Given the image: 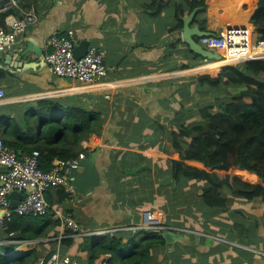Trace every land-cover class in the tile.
I'll return each mask as SVG.
<instances>
[{"label": "crops", "instance_id": "0c3cea01", "mask_svg": "<svg viewBox=\"0 0 264 264\" xmlns=\"http://www.w3.org/2000/svg\"><path fill=\"white\" fill-rule=\"evenodd\" d=\"M151 1L31 0V4L38 12L39 21L14 45L13 51L29 42L32 47L42 49L44 54V46L52 33L71 28L75 31L78 42L87 40L89 44L106 50L107 80L116 85L102 92H90L92 93L90 95H100V97L91 96L83 100L85 108L95 106L104 120L100 135H94L81 143V147L89 146L88 150H83L85 155L98 150L95 161V168L99 174L98 184L89 194L76 190L73 201L66 199L57 206L63 216L70 215L68 210H71L75 218L81 219L82 216H86L87 220L83 218L82 220H85L88 227L93 225L100 227L113 223L127 224L125 221L137 223L132 220L133 217L135 219L133 212L127 210L119 212L120 207L114 206V200L108 199L111 187L108 183L114 180L126 192L130 188V184L127 185L128 181L141 186L134 191L148 192L139 180L136 181L137 175H127L126 158L119 152L127 150L145 155L146 150L150 149L148 144L150 140L148 135L152 130L150 125L157 122L167 124L168 121H172V110L174 105L177 106L175 101L181 102V96L173 93L177 89L175 85H182L183 82L187 84L189 73H203L199 70L189 71L200 64L184 68L190 61L192 62L191 56L194 53L190 52L180 40V30L171 31V28L177 24V5H181L184 9V16L189 14L186 0H158L161 3L159 9L151 8ZM205 3V30L220 33L230 21L236 22L239 16L247 17L248 23L252 24L250 19L256 7V0H249V2L243 0L238 3L235 0H205ZM243 12L247 14L241 15ZM192 24L199 26L198 23ZM238 26L247 27L245 24ZM255 33L256 29L253 26L252 42H254ZM5 58L0 57V69L4 71V77L0 79V88L5 91V98L0 101V107L37 100L39 94L40 98L48 97L53 93L61 92H55V89L72 84L69 80L57 77L43 55L40 57L31 52L29 56L23 57L21 62L30 64L21 69L4 64ZM219 61L222 59L206 62ZM227 63H220L214 75L218 74L221 65ZM61 80L66 84H59ZM9 89L10 91L12 89L28 91L8 94ZM19 122L22 129L26 130L27 125L22 121ZM2 134L0 129V137L3 138L4 134ZM125 142H130V146L124 148ZM115 158L120 161L119 164H122L119 168L112 164ZM150 160L156 165L157 159L154 156ZM139 165L140 163L137 167ZM111 167L116 171L113 175H110ZM153 180L155 185L157 178L154 175ZM221 192L225 203L219 208H213V216L210 220H204L201 224L195 221L190 224L187 222L192 221L188 220L185 222L187 225L180 226V228L195 231L196 236L182 235L180 241L173 242L171 248L165 246L164 249H158L163 254V257L158 255L161 256L162 264H166L162 258L171 261L175 254L178 255V250L187 253L185 256L187 260L199 264H264V198L258 196L251 201L245 199L241 203L238 200L241 197L234 195L230 190L224 189ZM200 193L201 189L198 194ZM12 196L21 197L18 192H14ZM226 204H229V207ZM231 205L234 207L230 208ZM106 210L112 213L113 218L119 214L121 218L113 219L109 213L104 212ZM231 212L236 214L234 219L231 218ZM166 216H172V213ZM120 220L123 221L120 222ZM235 223L237 230H235ZM245 230L248 233H245ZM76 238H78L77 241L67 253L71 254V248H77L80 244L81 237ZM175 246L178 249L174 248ZM167 254L170 255V259H167ZM79 257L76 256L82 264H87L85 253L84 258ZM155 261L156 258L148 263L160 264ZM97 263L101 264L100 260Z\"/></svg>", "mask_w": 264, "mask_h": 264}, {"label": "trees", "instance_id": "16d2710c", "mask_svg": "<svg viewBox=\"0 0 264 264\" xmlns=\"http://www.w3.org/2000/svg\"><path fill=\"white\" fill-rule=\"evenodd\" d=\"M235 1L238 3L243 0ZM23 3L29 4L31 0H23ZM186 4L189 13L196 9L192 23H198L201 29H205V0H186ZM160 5L158 0H152L150 3L151 8H158ZM10 12L11 10H8L0 14V24H3L4 17ZM245 14L247 12L241 13V15ZM183 16L184 9L181 5H177V24L171 28V31L182 28ZM241 19L249 31L253 29V26L255 27L256 33L253 38L255 43L264 41V0H256V7L250 19L253 26L248 23L247 17H241ZM196 40L199 41V37H196ZM196 65H185L184 68ZM221 71L216 77L210 74H197L193 79L189 78L187 84L183 82L182 85H175L177 89L173 93L178 95H185L187 86L190 88L195 86V89L201 88L204 97L211 96L203 102V105L196 106L195 112L191 113L192 106H187L184 111L173 108V122L168 121L167 124L157 122L150 125L151 132L157 130L160 133V135L154 134L153 137L156 143L163 146V153L170 162V172L169 175L165 174V177L170 176L173 182L182 183L193 178L206 180V184L201 187L200 195L197 194L200 198L196 201L213 208H219L225 203V198L221 196V191L224 189L230 190L234 195L247 201L258 196L264 198V58L226 65ZM3 77L4 71L0 69V79ZM232 88L234 92H231ZM219 92L226 93V96H221ZM91 96L88 95L87 98ZM60 97L40 98L36 111L26 117V130L22 129L20 122H17L13 116L3 114L0 117L4 143L17 151L38 150L39 166L45 170L50 169L56 159L69 160L75 158L79 152L88 150V145L81 147L82 141L94 135H100L104 123L102 114L96 110L95 106L85 108L83 100L78 97L75 104L64 105L60 102ZM92 97H100V95ZM172 98L176 100L175 97ZM179 104L181 102L178 101V107ZM175 121L180 122L178 131L170 130ZM148 136L150 139L153 138L151 133ZM123 147L126 148V146ZM119 153L126 158L127 175H137L136 181L139 180L148 192L134 191L135 189L132 191V182L129 181L127 185L130 184V188L126 192L114 180L108 183V186H111L108 199L114 200V206L120 207L119 209L135 210L133 212L135 219L140 223L141 214L136 213V210L139 208L142 213L157 209L150 206L155 196L162 202V194H157L159 190L156 192L155 188L162 183L157 179L154 185L151 167L148 164L137 167L139 162L133 152L121 150ZM119 163L120 161L116 158L112 162L116 168L122 165ZM115 172L111 167L110 173ZM135 185L138 186V184ZM168 192L171 190H165V194L170 197ZM127 195L130 196L128 200ZM136 195L139 202L134 200ZM46 197L51 205L57 207L66 200L67 194L62 188H54L47 192ZM171 205V202L164 200L166 214L173 212ZM190 207L192 208L193 205L190 204ZM112 211L116 213L115 210ZM104 212L109 213L113 218L111 212L107 210ZM68 213L71 215L69 217L77 220L79 224L83 221L75 218L71 210H68ZM173 216L175 215L172 213V216L166 219L168 224L187 225L185 222L175 223L177 221H173ZM120 218L119 214L113 219ZM154 219L150 216L147 221L152 223ZM7 225L5 234L14 233L15 239L26 240L30 245L32 244V247L19 250L18 244L0 246V251L3 252L0 253V264H34L40 258H44L47 262L49 256L56 250L60 220L53 210L42 216H14ZM82 226L83 230L98 228L96 225L87 226L88 229ZM71 233L67 230L65 234ZM127 233H129L128 236H126ZM77 239L71 236L61 238L59 247L62 254H69L72 258H76L67 251ZM81 239V248L85 251L87 264H98V260L104 261L105 264H148L158 255L163 257L162 251L158 249H164L165 246L172 247L165 241L162 231L157 229L120 230L104 236L85 235ZM174 248L178 249L177 246ZM77 261L78 264H82L79 259ZM162 261L166 264H199L181 257L179 253L175 254L171 261L164 258Z\"/></svg>", "mask_w": 264, "mask_h": 264}, {"label": "built area", "instance_id": "2783aa9c", "mask_svg": "<svg viewBox=\"0 0 264 264\" xmlns=\"http://www.w3.org/2000/svg\"><path fill=\"white\" fill-rule=\"evenodd\" d=\"M8 10L11 12L4 17L3 24H0V57H6L12 52L18 39L39 21L36 7L31 3L24 5L23 0H0V14ZM251 38V31L247 27L230 26L220 33L200 36L198 43L206 49L219 53L221 59L228 62L226 65H231L253 58H264L263 53L247 54L249 39L253 47H262L264 43V41L252 42ZM77 44L75 31L71 28L52 33L48 37L44 46V59L57 77L72 82L70 86L55 89V92H61L53 93L48 97L101 92L116 85L107 80L106 50L90 44L85 54L77 58L74 55ZM4 95L5 91L0 88V101L5 98ZM37 98L40 99V94ZM85 156V152L81 151L75 158L69 160L56 159L53 166L45 170L39 166L38 150L17 152L0 137V246L18 244L19 250L21 246H30L26 240L15 239L14 233L5 234L7 224L14 216H42L48 214L50 210H53L60 220V232L56 237L57 247L47 262L44 258H40L34 264H78L76 258H72L69 254H62L60 251V240L66 236H104L120 230L136 229H157L162 232L183 229L172 226L167 221L155 224L154 221L149 223L150 221L143 219L144 221L140 223L111 224L88 231L83 230L77 220L63 216L56 206L49 203L46 194L51 189L62 188L67 194L66 199L73 201L76 189L71 182L70 173L80 167V160ZM14 192H18L21 197H13ZM67 230L72 233L65 234ZM0 253L3 252L0 251ZM100 262L105 264L104 261Z\"/></svg>", "mask_w": 264, "mask_h": 264}, {"label": "rangeland", "instance_id": "374dc122", "mask_svg": "<svg viewBox=\"0 0 264 264\" xmlns=\"http://www.w3.org/2000/svg\"><path fill=\"white\" fill-rule=\"evenodd\" d=\"M248 2H249V0H248ZM227 27L228 26H226L225 28H227ZM249 42H250V40H249ZM191 57L193 58V60H192V62L190 61V63L188 65L203 64L209 60V59L203 58V56H198L196 54H193ZM192 67H194V66H192ZM224 70H226V69H224ZM197 74H210V73H204V72L203 73H189L188 78L193 79L194 76H196ZM216 74L214 75V73L213 74L211 73L210 75L216 76ZM61 79H64V78H61ZM61 81L62 82H60L59 84H66L65 81H63V80H61ZM27 91L28 90H25V89H21V90L12 89L10 91V89H9L8 94H19V93H24ZM231 92H234L233 88L231 89ZM90 94H92V93H83V94L71 93V94H66V95L61 96L59 98V100L64 105H67V104L72 105V104H75L76 97H78V99L87 100V96ZM219 94L221 96H226V93H224V92H222V93L219 92ZM182 95L183 94H181L179 96H182ZM92 96H96V95H92ZM50 98H57V97L55 96V97H50ZM208 98H211V96L204 97L202 92H201V88L195 89V86H191V88L190 87L186 88V94L182 96V99L180 100L181 104H179V107H178V102H176L177 106L174 105V108H179V111H184V108L187 109V106H192L193 110L191 111V113H193L196 110V106L198 107L199 105H203V102L205 100H207ZM38 100L39 99L22 102L19 105L10 104L9 106L7 105V106L0 107V117L3 114H9V115L13 116L17 122L22 121L25 123L26 117L29 116L30 114H32L34 111H36V108H38V104H37ZM187 115H188V112H187ZM180 118H182V117H180ZM198 118H200V117L198 116ZM179 123L180 122L175 121V123L172 124V127L170 130L174 129V130L178 131ZM167 132H169V131H167ZM143 134H145V133H143ZM154 134L160 135V133L157 132V130H155L154 132H151L152 137L154 136ZM164 138H166V137H164ZM128 141H130V140H128ZM129 143L130 142H125V146L126 147L130 146ZM148 144H149L150 149L146 150L147 153H145V155L142 154L141 152L140 153L134 152V154L136 155L140 165L144 166L145 164H148L151 167V173L157 179L161 180L165 177V174L169 175L168 173L170 172V162L168 161L166 154H163V146H160L158 143H156L154 137L148 141ZM155 151L157 153L159 152L161 154L154 153ZM153 156L157 159V161L155 162L156 165H154V163H152V161L150 160V159H152ZM113 174H115V173H110V175H113ZM205 184H206V180H204V179L199 180L197 178H193V179H190V181H188L186 183L173 182V180L170 179L169 182L162 183L161 186L160 185L156 186V192L159 190V193H157V194H159V195L162 194L161 195L162 202L158 201L157 196H155V198L153 199L154 202L151 204L150 207L154 206L157 209L146 210V211H143L141 213V211L138 208L136 210V213L140 212V214H142V216L140 217L141 222H143L144 220L147 221L148 218L150 216H152L153 218H155L154 219L155 224H161V223L165 222L166 219L168 220L170 218V216H166L167 211L166 212L164 211L165 210L164 200H165L166 202L172 203V205H171V207L173 208L172 213L175 215V216H173L172 219H173V221H177L175 223H178V222L184 223V222L189 220L192 222H187V223L193 224V221H195V222H200V224H201L204 220H210L212 218L213 210H214L213 207L201 205L200 201H196V200H199V198H200V197H198L197 194L199 193L200 189H202L201 187ZM115 188H117V187H115ZM138 188H141V186H139V185L137 186L135 184H132V186H131V190L138 189ZM167 189L171 190V192H168V194L171 195L172 198H171V196L168 197L167 194H165V190H167ZM221 194H222V192H221ZM129 197L130 196L127 195L126 199L128 200ZM135 197H137V195ZM238 200H239V202L242 203L245 199L241 198ZM136 202H139V201H136ZM190 204L193 205L192 208L190 207ZM169 206H170V204H169ZM226 206L229 207V204H226ZM233 207H234V205L230 206V208H233ZM120 210H122V209H120ZM127 211L128 212H135V210L132 211V210H128V209H127ZM144 213H147V214L144 215ZM128 214H130V213H128ZM235 215H236L235 213L231 212V218L234 219ZM134 216H135V213H134ZM174 217H176V219ZM82 218L87 220L86 216H82ZM123 220H125V219H123ZM123 220H121V221H123ZM132 220L136 221V219H134V217ZM80 224H81V226L85 225L84 227L82 226L84 229H88V227L86 226L87 223L84 220L82 222H80ZM116 224L117 223H113L112 225H116ZM170 225L176 226L175 224H170ZM234 226H235V230H237V224L236 223ZM178 227H180V226H178ZM181 228H183V227H181ZM177 232H180L183 236H185L186 234H188V235L192 234V235L196 236V234H197L195 231H193L189 228H183L182 230H179ZM245 233H248V232L245 230ZM162 234H163V232H162ZM128 235H129V233L126 234V236H128ZM177 241L178 240L174 241V243ZM190 242H192V240H190ZM168 244L172 245L173 243H168ZM31 245L28 247L21 246L20 249L21 250L28 249L29 247H32ZM76 249H78L77 252H76ZM123 249H125V248H123ZM71 250H72L71 251L72 255L78 256V257L80 256L79 258H81L83 256V258H84L85 251L83 250V248H81V243L78 245L77 248L73 247V248H71ZM177 253H179L181 255V257H183V258H185L186 254H187L186 252H183L181 250H178ZM166 256H168L167 259H170V255L167 254ZM160 260H161V256H157L156 261L159 262L160 264H162Z\"/></svg>", "mask_w": 264, "mask_h": 264}, {"label": "water", "instance_id": "95a60500", "mask_svg": "<svg viewBox=\"0 0 264 264\" xmlns=\"http://www.w3.org/2000/svg\"><path fill=\"white\" fill-rule=\"evenodd\" d=\"M195 12L196 9L192 10L187 16L182 17L183 25L180 29V40L196 55L203 56V58L209 60H220L222 57L219 53L202 47L196 40V37L212 34V32L201 29L198 25L192 24V18ZM89 45L90 44L87 40H81L74 48V55L77 58L83 56ZM31 52L36 53L40 57L43 55L42 49L32 47L28 42L20 49H15L10 52L3 62L11 67H19L20 69L24 68L30 63L21 62V59L29 56ZM97 152L98 150L91 151L85 156V158L80 160V167L70 173L71 182L77 191H84L89 194L92 189L97 186L99 180V174L95 168ZM170 179V176H166L160 180V183L169 182ZM162 235L167 243H173L174 241L179 240L182 236V234L177 231H166L163 232Z\"/></svg>", "mask_w": 264, "mask_h": 264}, {"label": "bare ground", "instance_id": "6f19581e", "mask_svg": "<svg viewBox=\"0 0 264 264\" xmlns=\"http://www.w3.org/2000/svg\"><path fill=\"white\" fill-rule=\"evenodd\" d=\"M240 24H243V19H241V17L239 16V19L234 22V21H230L228 23V27L230 26H238ZM264 55V43H263V46H256V47H253L250 42L248 44V50H247V54L249 55H254V54H262ZM227 61H219V62H206V63H203V64H200L199 66L193 68V69H190L189 71H196V70H199V71H202L204 73H214L217 69H218V66L220 63H225Z\"/></svg>", "mask_w": 264, "mask_h": 264}, {"label": "clouds", "instance_id": "9594fccd", "mask_svg": "<svg viewBox=\"0 0 264 264\" xmlns=\"http://www.w3.org/2000/svg\"><path fill=\"white\" fill-rule=\"evenodd\" d=\"M78 43H79V42H78ZM252 60H254V59H252ZM244 62H245V61H244ZM241 63H243V62H241ZM231 65H232V64H231ZM222 68H223V67H222ZM222 68H221V69H222ZM221 69H220V71H221ZM220 71H219V73H220ZM211 76H212V75H211ZM216 76H218V74H217ZM216 76H215V77H216ZM98 227H99V226H98ZM100 227H101V226H100ZM90 230H91V229H88V231H90Z\"/></svg>", "mask_w": 264, "mask_h": 264}]
</instances>
